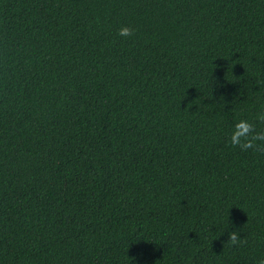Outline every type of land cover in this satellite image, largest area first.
I'll return each instance as SVG.
<instances>
[{"label": "trees", "instance_id": "16d2710c", "mask_svg": "<svg viewBox=\"0 0 264 264\" xmlns=\"http://www.w3.org/2000/svg\"><path fill=\"white\" fill-rule=\"evenodd\" d=\"M261 112L264 0H0V264H258Z\"/></svg>", "mask_w": 264, "mask_h": 264}, {"label": "clouds", "instance_id": "9594fccd", "mask_svg": "<svg viewBox=\"0 0 264 264\" xmlns=\"http://www.w3.org/2000/svg\"><path fill=\"white\" fill-rule=\"evenodd\" d=\"M118 35L128 38L134 35L131 28L123 26L120 28ZM257 119L264 124V112L258 114ZM229 142L233 147H238L242 151L249 149H256L257 142L264 144V131H257L256 126L247 120H240L235 123L234 128L230 134ZM242 243L239 230L229 232L228 241L226 244L230 247H236ZM258 264H264V259L258 261Z\"/></svg>", "mask_w": 264, "mask_h": 264}]
</instances>
